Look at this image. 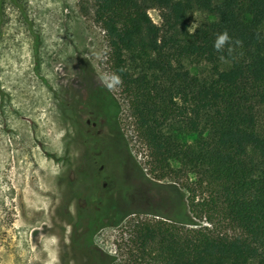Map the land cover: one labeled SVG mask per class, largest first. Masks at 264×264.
Masks as SVG:
<instances>
[{
	"label": "trees",
	"instance_id": "obj_1",
	"mask_svg": "<svg viewBox=\"0 0 264 264\" xmlns=\"http://www.w3.org/2000/svg\"><path fill=\"white\" fill-rule=\"evenodd\" d=\"M78 8L103 33L108 72L122 78L147 174L173 183L182 203L173 217L131 220L122 253L93 250L99 264H264V0H81ZM195 13L208 19L193 28ZM225 30L242 41L232 55L213 48ZM199 65L208 72L192 73ZM88 222L99 225V213Z\"/></svg>",
	"mask_w": 264,
	"mask_h": 264
},
{
	"label": "rangeland",
	"instance_id": "obj_2",
	"mask_svg": "<svg viewBox=\"0 0 264 264\" xmlns=\"http://www.w3.org/2000/svg\"><path fill=\"white\" fill-rule=\"evenodd\" d=\"M80 1L0 0V264H99L93 250L122 253L131 220L182 211L174 184L147 174L118 90L100 81L106 45ZM207 19L195 13L191 25ZM105 94L117 121L96 106Z\"/></svg>",
	"mask_w": 264,
	"mask_h": 264
},
{
	"label": "clouds",
	"instance_id": "obj_3",
	"mask_svg": "<svg viewBox=\"0 0 264 264\" xmlns=\"http://www.w3.org/2000/svg\"><path fill=\"white\" fill-rule=\"evenodd\" d=\"M257 38L259 39V33H257ZM241 44L242 41L238 39L233 40V38L229 35V32L225 30L222 33L216 35L215 40L213 42V48L216 52H223L227 46L228 55H232L234 51L233 45L240 46ZM219 59L222 62H226L225 57L223 55H221ZM124 71H126V69L124 68H121L119 70V72ZM100 81L108 91H113L118 87L122 86L123 84L121 76L116 72L104 73L103 75H101ZM51 240L53 243L55 242L54 237H52ZM52 264H57V261L53 259Z\"/></svg>",
	"mask_w": 264,
	"mask_h": 264
},
{
	"label": "flooded vegetation",
	"instance_id": "obj_4",
	"mask_svg": "<svg viewBox=\"0 0 264 264\" xmlns=\"http://www.w3.org/2000/svg\"><path fill=\"white\" fill-rule=\"evenodd\" d=\"M107 97H108V100L104 98V96L102 95H98V105L97 108L100 110V113L102 115L105 114V117H114V119H116L115 121H117V114H118V108H117V105L115 103L114 100H112V98H110V96L108 94H105ZM114 110V113H113V109ZM93 230V229H92ZM91 233H94L93 231H91Z\"/></svg>",
	"mask_w": 264,
	"mask_h": 264
},
{
	"label": "bare ground",
	"instance_id": "obj_5",
	"mask_svg": "<svg viewBox=\"0 0 264 264\" xmlns=\"http://www.w3.org/2000/svg\"><path fill=\"white\" fill-rule=\"evenodd\" d=\"M34 97V96H33ZM31 103V102H30ZM26 108V107H25ZM22 110V109H21ZM33 111V110H32ZM32 121V120H31ZM12 124V123H11ZM16 126V125H15Z\"/></svg>",
	"mask_w": 264,
	"mask_h": 264
}]
</instances>
